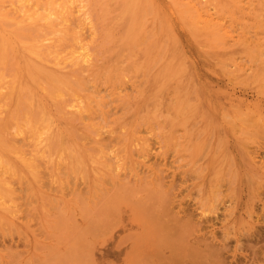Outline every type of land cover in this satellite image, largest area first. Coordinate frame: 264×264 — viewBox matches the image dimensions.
Returning a JSON list of instances; mask_svg holds the SVG:
<instances>
[{"label":"rangeland","instance_id":"1","mask_svg":"<svg viewBox=\"0 0 264 264\" xmlns=\"http://www.w3.org/2000/svg\"><path fill=\"white\" fill-rule=\"evenodd\" d=\"M151 1L157 4L163 21L160 31L164 30L165 37L163 42L165 41L164 44L165 46L167 45L170 66L178 69L179 73L168 74L166 82L162 85L154 84L152 75L157 67L153 70V66L158 62L156 59L152 61L154 63L157 62L155 65L152 62L144 63L141 59L134 62L133 57H131L132 53H135L140 47L135 49L133 46H126L129 50L127 51L126 47L121 43L119 30L122 21L118 20L111 12L115 6L109 3V11L107 9L108 6L103 5V7L100 5V0H87L86 3L90 2L86 4L88 14H91L88 15V17L91 16L89 17L90 22L92 15H94L91 27L95 37H90V33L86 32V42L93 49V51L91 50L92 53L90 52L91 54L96 53V51L98 53L100 50L99 55L96 54L100 57H96L95 54L92 56L97 58L95 61L96 69L88 71L89 73H83L82 77L85 86L83 84L82 94L80 91L79 95L82 97V106L91 110V117L95 119L94 114H96L97 119L94 120L95 122L91 119V122L96 128L95 130L100 132L101 135L89 133L91 124L88 123V120L69 122L61 115H57V110L54 108L56 104H53L47 98L48 96L42 95L39 91L37 92L46 111L51 115L54 130L60 132L66 142L73 143L77 149L82 151L83 161L79 165L75 164L70 168L69 158H58L53 152L47 153L48 155L50 154L49 156L44 153L45 155L37 156L38 158L36 157L32 161L31 165L34 163L35 169L24 170L14 175H4L7 187H9V184L11 186L9 191L12 188V191H10L11 197L8 200L11 202L13 199V201L12 203L6 201L9 203L8 206L5 204L7 207L0 205V264H10L11 262L12 264H105L110 259V255H106L111 254V251L116 254L118 249L123 246H133L132 243L136 239V242H138V239L141 238L140 236L145 234V232L143 233L144 229L147 230L150 226L147 223H140L145 222V219L135 216L138 209L133 207L135 209L133 210L129 207V204H126L128 201L124 202L123 205L121 204L123 201L118 202L120 207L117 203L113 204L118 206H113L110 203L107 207V203H109L108 197L100 205L102 200L100 195L102 196L103 193L104 196V193H110L109 190L112 188L111 180L115 177L112 172L115 167L113 166L114 161H118V170L114 171H118L121 174L126 169L131 171L132 168L138 173L152 170L159 171L162 174L157 172L160 177H164L163 183L165 181V189H167L166 199L170 198L172 200L175 197L172 204L176 202L174 205H177V201H179V207L185 210L188 209L186 211L196 207L194 199L197 187L201 184V188L208 186V184H216L217 186L219 185V188L220 184L223 183L221 181L229 178V184L228 181H225L227 186L226 183L221 184L224 187L221 186L222 189H219L222 191L219 199L224 204H229L230 211H232L230 212L231 216L226 217L227 222L225 221V224L224 221L221 222L223 218L221 212L223 203H219L220 206H217V215L209 214L208 216L211 218L219 217L218 220H214V228L220 231L225 226L230 233L231 240L228 246L231 249L236 246V239L243 245L240 247L241 251L236 252V254L240 255V260H243L242 262L240 261V264H264V242H262L264 241V207H261L263 210L260 208L261 203L264 202V170L260 171L258 168L251 167L249 162L251 156H256L257 159L255 157V161L259 162L261 160L263 162H260V164H264V6L260 10L258 8L259 0H238L242 1V3L236 5L231 3V6L224 4L225 6L223 5L222 7L225 8L224 11H219L215 8L216 2L214 0ZM93 3H95L94 6L92 5ZM177 4L195 6L204 15L206 14L204 13L206 9H209L204 18L207 21L211 20V23L217 24V29L227 31V35L232 37L228 39L229 44H223L221 48L215 47L208 42L206 37L203 39L198 38L194 34L195 37L190 35L192 32L181 21L179 14L175 11ZM105 10L109 12H105ZM98 11H101V13ZM94 12L98 16H95ZM103 13H107L106 17L110 13L112 14L110 17L108 16L111 18L110 24L106 21L104 23L102 21L103 18L100 21ZM95 17H98V19ZM104 20H107L105 16ZM97 23V27H100L99 29L96 28ZM100 23L101 25L99 26ZM101 26L103 27L102 29ZM112 29L113 31L111 32L110 30ZM108 33L109 35L113 34V37L111 35L107 36ZM106 36L109 37L107 41ZM93 39L94 41L92 42ZM96 39H99L97 44L95 42ZM103 41L110 46H106L104 42L103 44L105 45H100L102 46L100 48L99 44ZM104 46L105 48H103ZM132 49L135 50L133 51ZM127 52L131 55H128ZM127 60L130 62H126ZM99 61L100 63L98 64ZM141 61L142 67L139 66ZM124 63L125 66L123 65ZM135 63H138V65ZM30 64L42 66L51 75L65 76L72 74L70 68L67 70L55 69L45 62L39 61L33 55L19 58L17 67H20L24 74L28 72ZM134 64L136 65L135 71L133 70ZM7 68L6 65L0 64V73H2L0 74V90L2 89L0 91L1 119L6 109V104L3 102L7 91H5L6 88L4 89V87H7L8 82L14 76L13 72L10 73V68H8L9 70ZM95 72L97 73L94 74ZM147 76L148 78H146ZM87 83L88 85H86ZM83 91L85 92L83 93ZM65 96L61 98L62 101L61 99L57 100V105L63 106L67 104V99H65L67 97ZM185 106H189L191 110L186 112L183 121L180 118L178 119L174 112ZM145 107L149 113H146ZM98 110L102 111V115ZM238 110H241L244 117H240L241 115L239 114L241 113ZM246 111H248L247 114L244 113ZM248 113L250 116H246ZM238 115L240 120L243 118L245 121L250 117L251 120H247L248 124L246 123L248 126L244 127V120H242L243 122L239 121ZM175 116L177 120L174 122ZM68 117L66 116V118ZM235 117L238 118L239 122L235 120ZM229 121L233 122L230 123ZM8 126L11 132L6 130L7 133L5 134L10 140L14 137L11 140L13 146L16 144L17 147L28 150L21 139L25 134H19L18 136L16 135L17 131L12 132L16 130L14 127L12 128V123ZM100 128L103 129L100 130ZM252 131L254 134H252ZM76 133L81 136L77 137ZM245 133L252 135H246ZM134 140L135 142H133ZM99 146L105 149L109 157L112 156L113 158L116 156V160L113 158L114 161H109L107 155V160L104 163L109 166H106L109 171L104 167L105 175L102 171L101 174L97 173L98 175L92 176L85 169L87 166L90 167V159L93 155H96L95 151ZM142 147L145 152L146 149L149 151L140 153ZM258 162H256L257 165ZM132 163L134 164L132 165ZM215 164L220 167V175L213 180L209 178V174ZM80 165L82 168H80ZM78 166L80 172L76 170L77 174L75 168L77 169ZM203 170L202 177L200 173ZM225 170L231 176H227L228 178L224 180L226 178L224 176L226 174ZM249 170L255 173L252 179H249ZM170 187L172 190L169 192ZM83 202L84 206L82 205ZM76 205L81 210L83 209V215H81ZM96 205L100 207L97 210L101 209L102 212L96 210ZM88 211H92V213L97 211L100 215L103 213L102 216L105 219H102V216L97 213L98 218L93 213V219H91L92 213ZM63 214L64 216L68 215V218L59 217V215ZM93 220L98 222L97 226H95L96 224L93 223ZM135 220H138V223ZM101 221L105 223H101ZM248 231H250V234ZM255 231H260L259 233L262 235L258 236L259 233ZM251 232H253V237ZM247 233L251 235L249 236L250 238ZM138 236L139 238H137ZM262 236L263 238L260 239ZM121 238L122 241H120ZM257 239L262 241L257 243ZM260 246H263V249ZM55 250L59 252L57 253ZM75 250L77 251L75 252ZM254 251L258 253L256 256L259 257H254L256 262H254L255 259L253 258V255L255 256Z\"/></svg>","mask_w":264,"mask_h":264},{"label":"bare ground","instance_id":"2","mask_svg":"<svg viewBox=\"0 0 264 264\" xmlns=\"http://www.w3.org/2000/svg\"><path fill=\"white\" fill-rule=\"evenodd\" d=\"M214 1L216 2L215 8L218 9L219 11L220 10L224 11L225 8H222L224 4L231 6V3L233 5L242 3V1H238V0H234V1L232 0V2H231V0H214ZM86 2H87V0L86 1L85 0H0V64L6 65L8 68H10V73L13 72V74H14V76H12L13 79L10 82H8L7 87H4V89L6 88L5 91H7L6 95H5L4 102H3L4 104H6V109L4 111V116L2 114L3 118L1 119V117H0V119H1L0 120V205L1 206L2 205L5 206V204H7V206H8V204L12 203V201H13V199L11 202H9V200H8V198L11 197L10 191H12V188H10L11 190L9 191V187H11V186L9 184V187H7V182L4 181V175L5 174L14 175L17 173H21L24 170L29 171V170H32L33 168L35 169L34 163H33V165H31V163L33 160L36 159L37 156H43V155H45L44 153L47 154V153L53 152L56 154V156H58V158L59 157L61 159H63L64 157L69 158L70 159L69 165L71 166L70 168H72L73 165H75V164L79 165L83 161V154L81 153L82 151L77 149L73 143L66 142L64 137H62L61 133L56 132L57 130H54L51 115L48 111H46L45 107L43 106L42 100L39 98V95L37 94L38 91L42 95L48 96L47 98L50 99L53 102V104H56V106H54V105L53 106L57 110V115H61V117H64L65 120H67L69 122H73L75 120H79V122H82L83 120H88V123L91 124L90 125L91 129H90L89 133L92 135L100 134V132L95 130L96 128H94V124H93V122H95L94 120L97 119L96 114H94L95 119L93 117H91V112H90L91 110L87 109V107H85V106H82V97L79 95L80 91L84 88L83 84L85 86V82L83 83L84 79H83L82 75L85 72L89 73L90 70L96 69L95 61L97 60V58L92 57V56L95 54V56L97 57L100 53L99 52L100 50H99L98 53L96 51V53L94 52V54H91L93 49H91V46H89L88 42H86V39H87L86 35H85L86 32L90 33V35L88 33V35L90 37H93L95 35V34L93 35V31H92L93 28L91 27V22L94 19L93 18L94 15H92V20L90 22L89 17H91V16L88 17V15H91V14H88V11L86 8V4H89L90 2L89 3H86ZM102 2H103V4H102ZM109 3H112L113 6H115L114 9L111 8L112 9L111 12L113 13V15H115V17L118 20L122 21L121 25H120V30H119L120 31L119 36H120V41L123 44V46H125V47L126 46H128V47L133 46V48H135V49L140 47L139 49L136 50L135 53L131 52L133 54L131 57H133L134 62H135V60L137 62L140 59L142 61H144V63H151L154 59H156V61L158 62V63L156 62L158 64V66H156L157 65L156 63L152 62V63H154V65L156 64L155 66H153L154 67L153 70L155 69V67H157L155 69L154 74L152 75V80H153L154 84L162 85L166 82V77L168 76V74L179 73L178 69H175V68L170 66L167 45L165 46V44H164L165 41L163 42V38L165 37L164 36V30L162 29L160 31L163 21H162V18L160 17L159 8H158L157 4H155L151 0H100V5H102V6L106 5V7H107ZM94 4L95 3H93L92 5L94 6ZM253 4H254V2H253ZM253 4H252V6H253ZM173 5H175V4H173ZM196 5H198V4H196ZM91 6H90V8H91ZM252 6L250 5V7H252ZM263 6H264V0H259L258 8L261 10ZM87 7H88V5H87ZM107 9L109 10V6ZM108 10H105V12ZM232 10H234V9H232ZM175 11L179 14L181 21H183V23L186 24V27L192 32V34H190V35L194 34V35L198 36V38H203V39H204V37H206V38H208V42L215 47L221 48L223 46V44L228 43V39L232 38L231 36L227 35L228 34L227 31H221V29H219V28L217 29L216 28L217 24H214V22L211 23V20L207 21L204 18V16L209 12V9L208 10L206 9V12H204L206 14L204 15L195 6H190V5H186V4H177ZM98 12L101 13V11H98ZM172 12H174V11H172ZM107 13H105V14L103 13L100 21L103 18L102 21H104V23L106 21V22H108V24H110L111 18H109V17L112 14L110 13L108 15L109 17L108 16L106 17ZM259 13H260V11H259ZM93 14H95V16H98V15H96L95 12ZM104 16L107 20H104ZM95 18L98 19V17H95ZM100 21H98V22H100ZM261 21H263V20H261ZM100 25H101V23L99 24V26ZM97 26H98V23L96 25V28L99 29L100 27H97ZM218 27H219V25H218ZM102 28L103 27L101 26V29ZM157 28H158V32H157ZM110 31L112 32L113 29ZM159 31H160V33H159ZM105 32L107 33V31H105ZM115 32H114V35H115ZM109 33L107 36L111 35V34L109 35ZM89 36H87V37H89ZM97 38H98V36H97ZM108 38L109 37L106 38V41L108 40ZM167 38H168V36H167ZM96 40H95V42L97 44V42H99V39L97 41ZM93 41H94V39L92 40V42ZM114 41H115V36H114ZM104 42L105 41H103L101 44H99V46L105 45V44H106V46H110V45H107L106 42H105V44H103ZM110 42H108V43L110 44ZM99 46H98V48H99ZM101 47L102 46H100V48ZM260 47H261V45H260ZM103 48H105V46ZM96 49H97V47H96ZM126 49H127V51H129L127 47H126ZM127 53H128V55H131L129 52H127ZM96 54H98V55H96ZM105 54H104V56H105ZM32 55L36 59H38L39 61H41V62L43 61V62L47 63L48 65H51V67H53L55 69H59V70L60 69L61 70L66 69L67 70L68 68H70L72 70V74L71 75L67 74L65 76L51 75V74L47 73L42 66L33 65V64H30V66L28 68V72H25L23 74L20 67L19 68L17 67L18 59L21 57L24 58L25 56H32ZM98 57H100V56H98ZM102 58H104V57L102 56ZM130 61H131V58H130ZM130 61L127 60L126 62H130ZM142 61L139 65L141 67L143 66ZM99 63H100V61L98 62V64ZM125 63L123 64L124 66H125ZM135 64L138 65V63H135ZM135 64L133 65V66H135L133 68L134 71L136 68ZM115 66H116V64H115ZM141 67H139V68H141ZM141 69H143V68H141ZM108 70H109V68H108ZM106 72H104V73L106 74ZM96 73L97 72H95L94 74H96ZM0 74H2V73H0ZM102 74H103V71H102ZM107 74H108V72H107ZM12 77H10V78H12ZM146 78H148V76ZM3 79H4V76H3ZM28 79H29V81H28ZM5 80H3V81H5ZM8 80H9V78H8ZM102 83H103V81H102ZM86 85H88V83ZM87 87H89V86H87ZM0 91H2V89ZM85 91H83V93ZM81 94H82V91H81ZM64 95H66L65 97H67V98H65V99H67V104L63 105V106H61L60 104L57 105V100L63 98ZM61 101H62V99H61ZM61 101H59V102H61ZM90 102H92V101L90 100ZM92 103L94 104V102H92ZM99 103H101V102H99ZM100 106H101V104H100ZM93 107L95 108V110H97L95 106H93ZM168 107H170V106H168ZM155 108L157 109L156 106H155ZM145 109H146V107H145ZM190 110L191 109L189 106H185V107H181V108L177 109L174 112V114L178 117V119L180 118L181 120H183L185 115H186V112H189ZM245 110H247V109H245ZM239 112L241 113V110ZM247 112L248 111H246L244 113L247 114ZM99 113L102 115V111H99ZM146 113H149V111L147 110ZM239 115H241L240 117H244L242 113ZM239 115H238L239 119L235 117V120H237V119L239 121L244 120L243 118L240 120ZM66 116H69V117L66 118ZM226 116H227V114H226ZM246 116H250L249 113ZM168 117L169 116L167 114V118ZM177 117H176V119H173L174 122L177 120ZM227 117H229V116H227ZM233 117H234V114H233ZM259 117H260V115H259ZM167 118H166V120H167ZM248 118L249 119H247V120H251L250 117H248ZM251 118H252V116H251ZM91 119L93 120V122H91ZM89 120H90V122H89ZM231 120H233V119H231ZM238 120H237V122H239ZM254 120H256V119H254ZM246 121L245 120H244V122L242 121L245 124L244 127H246V125L248 124V121L247 122ZM98 122H100V121H98ZM229 122L231 123L233 121H229ZM11 123H12V128L14 127V129H16L12 132L17 131L18 133L16 135H18V136H19V134L20 135L25 134L23 136V138H21V139L24 142V145L27 146L28 150L23 149L21 147H17L16 144L13 146V144L11 143V140L14 138L13 135H11L13 137L11 140L6 137V134H5V133H7L6 130H10V128H8L9 127L8 125H10ZM243 123H241V124L244 125ZM90 127H88V128H90ZM102 127H104V126H102ZM260 128H262V127H260ZM102 129L100 128V130H102ZM109 129H111V128H109ZM238 131H240V130H238ZM10 132H11V130H10ZM241 132H242V130H241ZM250 133L249 134L245 133V134L246 135L254 134V132L252 134H250ZM241 134H243V133H241ZM76 135H77V137L81 136L80 134L78 136L77 133H76ZM15 137H17V136H15ZM96 138H98V137H96ZM81 139H83V138H81ZM88 140H89V138H88ZM94 141L99 142L98 140H94ZM96 142H94V144H96ZM133 142H135V140ZM90 150L95 151L93 149H90ZM141 150L142 151L140 153H146L149 151L148 149H146V152H145V149H143V147L141 148ZM95 153H96V155H93L90 159V164H89L90 167L87 166L86 169L84 168L85 171L88 170L87 173L91 174L92 176H96L97 173L101 174L104 167L106 170L109 171V169H108L109 166L107 165V163H104V161L106 162V160H107L106 158L108 155L107 152L105 151V149L102 148L101 146H99L96 149ZM138 153H139V150H138ZM51 155H53V154H51ZM144 156H145V154H144ZM52 157H51V159H52ZM108 157H109V155H108ZM255 157L256 156H251V158L249 160L250 166L254 167L255 169L258 168V170H260V171L264 170V168H263L264 164L263 163L260 164V162H263V161H261V160L259 162L255 161ZM113 158L116 160V156H114ZM113 158H112V156H110L108 160L112 161ZM122 158H123V156H122ZM43 159H45V158H43ZM256 159H257V157H256ZM41 161H42V159H41ZM256 162H258V165ZM113 164H114L113 166H115L114 170H116L118 167V161L117 162L114 161ZM133 164L134 163H132V165ZM127 165L129 166V164H127ZM228 165H229V163H228ZM254 165H257V166H254ZM37 166H38V164H37ZM106 166H108V167H106ZM119 166H120V164H119ZM57 167H59V166H57ZM205 167H207V166H205ZM62 168H64V167H62ZM80 168H82L81 165H80ZM219 168L220 167L218 164L213 165L212 171L209 174V178H212L214 180L216 177H218V175H220V173H219L220 169ZM228 168L230 169L229 166H228ZM78 169H79V166L77 169L75 168V172H76V170L78 172H80V170H78ZM221 169H223V168L221 167ZM114 170L112 172L115 175V177H114L115 179L113 178L111 180L112 188H111V190H109L110 193L106 192V193H104V196H103V193H102V196L100 195V197H102L100 205H102V201L104 202V200L107 197L109 200V203H107V207H108V204L110 205V203L119 204L118 202L123 201V203H121L123 205L124 202L128 201L126 204L127 205L129 204L128 205L129 207H131L132 209H133V207L138 209L135 216L141 217V219H145V222H140V223H147L150 226L148 227L147 230L144 229L143 233L145 232V234L140 236L141 238L138 239L139 240L138 242H136V240H137L136 239L132 243L133 246H130V247H128L127 245L123 246V247L121 246L122 248L118 249L116 254H114L111 251V254L106 255V256L110 255L109 256L110 259L107 260L105 262V264H240L243 261V260L242 261L240 260V258H241L240 255L236 254V252L241 251L240 247H242L243 245L240 244L239 241L236 239V241H235L236 246L233 249H231L228 246V244H230L229 241L231 240L230 233L225 228V226H223L220 231H217L214 228V220H218L219 217L215 216L214 218H211L208 216L209 214L217 215V211H218L217 206H220V204L223 203V201H221L219 199V197H220L219 195L222 192V191H220L222 189L221 186L223 184H225L227 181L229 184V180H228L229 178L227 176H231L230 173H229V175L227 174L228 172L226 170H225V173L226 172L227 173L224 175V176H226V178H224V180L227 178L228 179L225 180L226 182L222 180L221 182H223V183L218 181L219 183L222 184V185L220 184L219 188H218L219 185L217 186L216 184H208V186L203 187V188L200 187V186H202V184H201L199 187H197V190L195 191L196 197L193 196V197H195L194 200H195L196 207L193 209H189V211H186L188 209L185 210L183 208H180L178 205L179 201H177L178 202L177 205H174L176 202H174V204H172V201L175 197L172 200L170 198L168 200L166 199L167 198L166 197V190L167 189H165V187H166V185L164 184L165 181L163 183L164 177L163 178L160 177L161 173L159 171H157V172H159L160 174L157 173L156 171H153V170L147 171V172L142 171V172L138 173L137 171L133 170V168H132L131 171H128L129 169L128 170L126 169L128 172L125 170L121 174L118 171H114ZM78 172H76V173L78 174ZM203 173H204V170L202 171V173H200L202 177H203V175H202ZM103 174L104 175L106 174L105 171H103ZM248 175H249V179H252L255 176V173H254V171L249 170ZM31 176H33V175H31ZM221 177H222V175H221ZM234 178H236V177H234ZM101 180H102V178H101ZM107 180H109V179H107ZM86 181H87V178H86ZM166 183L168 184V182H166ZM226 186H227V183H226ZM222 187H224V186H222ZM228 188H229V186H228ZM171 190H172V188L170 187L169 192ZM170 196H171V194H170ZM170 200H171V202H170ZM6 201H8L9 203H7ZM117 204H113V206L117 205ZM80 205H81V203H80ZM82 205L84 206V202L82 203ZM7 206H5V207H7ZM83 206H81V207L83 208ZM76 207H78V206L76 205ZM119 207H120V204H119ZM261 207H264V202L261 203L260 208ZM98 208H100V207L96 205V210ZM103 208H105V207H103ZM78 209H79V212H81V215H83V212H82L83 209L81 210V208H79V207H78ZM221 209H222L221 212H222V216H223V218L221 219V222L224 221V224H225V221L227 220L226 217L231 216L230 212H232V211H230L231 209L229 207V204H224V203H223ZM261 209L263 210V208H261ZM99 210L101 211V209H99ZM99 210H97V211H99ZM118 210H119V208H118ZM133 210H135V209H133ZM8 211H9V209H8ZM97 211H96V213H97ZM4 212H7V211H4ZM88 212L92 213V211H88ZM99 212L97 214L100 215ZM110 212L112 213V211H110ZM57 213H59V212L57 211ZM93 213H94V215H96V218H98L97 214L95 212H93ZM93 213L91 215L92 216L91 219H93ZM133 213H135V212H133ZM64 214L66 215V213H64ZM64 214L59 215V217L63 216V218L65 217V219L68 218V215L64 216ZM102 214L100 216H102ZM113 214H114V212H113ZM12 215H13V213H12ZM84 215H86V214H84ZM110 215H112V214H110ZM56 216H58V215H56ZM70 217H71V215H70ZM102 219H105V218H103V216H102ZM135 221L138 223V220H135ZM95 222L93 220V223L96 224L95 226H97L98 222H96V223ZM102 222H104V221H101V223ZM88 223H89V221H88ZM89 224L92 225V223H89ZM207 224H209V225H207ZM106 226H108V225H106ZM208 228H211V229H208ZM251 228H252V226H251ZM95 229H96V227H95ZM252 229H248V230L251 231ZM250 231H248L249 234H250ZM259 232H256V233H259ZM249 234H248V237L251 236L253 234V232H251V235H249ZM260 234L261 233H259L258 236L262 235V234L261 235ZM252 237H253V235H252ZM137 238H139V236ZM255 238H257V237H255ZM255 238H253V239L255 240ZM262 238H263V236L260 237V239H262ZM70 239H69V241L71 242ZM258 239H259V237H258ZM258 239H257V243L259 241ZM120 241H122V238L120 239ZM261 241L262 240H260L259 242H261ZM262 242H264V241H262ZM67 243H65V244H67ZM62 244H64V242H62ZM74 244H76V243H74ZM262 247L260 246V248H262ZM70 249H72V248H70ZM74 249H73V252H74ZM66 251H67V249H66ZM76 251L77 250H75V252ZM81 252H82V250H81ZM257 254L258 253L255 252V256L253 255V258L254 257L259 258L256 256ZM51 255H53V254H51ZM57 256H58V254H57ZM66 256H68V255H66ZM62 258H63V256H62ZM90 258H92V257H90ZM79 259H81V258H79ZM72 261L74 262V260H72ZM90 261H91V259H90ZM90 261H88V262H90ZM83 262H85V261H83ZM254 262H256V259ZM92 263H95V262H92ZM10 264H12V262ZM72 264H74V263H72Z\"/></svg>","mask_w":264,"mask_h":264}]
</instances>
